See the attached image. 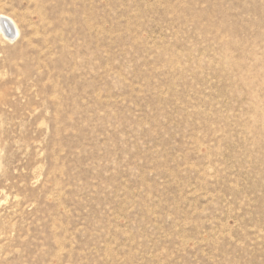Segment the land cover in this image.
I'll return each mask as SVG.
<instances>
[{
    "label": "rangeland",
    "instance_id": "1",
    "mask_svg": "<svg viewBox=\"0 0 264 264\" xmlns=\"http://www.w3.org/2000/svg\"><path fill=\"white\" fill-rule=\"evenodd\" d=\"M4 15L0 264H264V0Z\"/></svg>",
    "mask_w": 264,
    "mask_h": 264
},
{
    "label": "bare ground",
    "instance_id": "2",
    "mask_svg": "<svg viewBox=\"0 0 264 264\" xmlns=\"http://www.w3.org/2000/svg\"><path fill=\"white\" fill-rule=\"evenodd\" d=\"M7 18L8 17H5V15L0 16V30L6 37L14 41V39L16 40V38L19 36L20 30L15 21H13L14 22V25H13L6 20Z\"/></svg>",
    "mask_w": 264,
    "mask_h": 264
}]
</instances>
